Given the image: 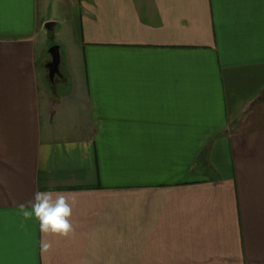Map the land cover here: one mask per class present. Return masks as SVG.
<instances>
[{
	"label": "crops",
	"instance_id": "crops-1",
	"mask_svg": "<svg viewBox=\"0 0 264 264\" xmlns=\"http://www.w3.org/2000/svg\"><path fill=\"white\" fill-rule=\"evenodd\" d=\"M37 190L75 200L47 253ZM0 264H264V0H0Z\"/></svg>",
	"mask_w": 264,
	"mask_h": 264
},
{
	"label": "clouds",
	"instance_id": "clouds-1",
	"mask_svg": "<svg viewBox=\"0 0 264 264\" xmlns=\"http://www.w3.org/2000/svg\"><path fill=\"white\" fill-rule=\"evenodd\" d=\"M74 198L63 191L37 190L33 200L26 206L19 205V212L24 220L35 218L42 234L39 247L42 253L52 249V243L45 237L69 238L75 233L72 222Z\"/></svg>",
	"mask_w": 264,
	"mask_h": 264
},
{
	"label": "rangeland",
	"instance_id": "rangeland-1",
	"mask_svg": "<svg viewBox=\"0 0 264 264\" xmlns=\"http://www.w3.org/2000/svg\"><path fill=\"white\" fill-rule=\"evenodd\" d=\"M54 19L55 21L53 22H55L56 25L53 35H50L47 30L43 35V43L44 45L46 44L43 60H47L48 63L45 64L44 68H40V74L44 88H46L50 94L52 93L54 96H56L57 94L73 92L72 83L70 80L71 73L69 70L71 68V54L75 41L70 25L66 24L68 17L65 14V11L56 8ZM52 46H58L60 48L61 55L59 73L53 80L50 79L49 68L46 67L47 64L52 62V58L48 52Z\"/></svg>",
	"mask_w": 264,
	"mask_h": 264
},
{
	"label": "water",
	"instance_id": "water-1",
	"mask_svg": "<svg viewBox=\"0 0 264 264\" xmlns=\"http://www.w3.org/2000/svg\"><path fill=\"white\" fill-rule=\"evenodd\" d=\"M46 29L50 35H53L55 23L54 22H48L46 24ZM49 54L52 58V62L47 65L49 68V76L50 79L53 80L56 75L59 73V67L61 63V55H60V48L58 46H52L49 49Z\"/></svg>",
	"mask_w": 264,
	"mask_h": 264
}]
</instances>
